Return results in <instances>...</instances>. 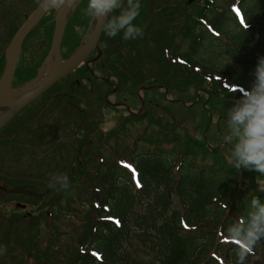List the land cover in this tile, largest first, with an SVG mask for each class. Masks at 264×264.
<instances>
[{
  "label": "rangeland",
  "instance_id": "rangeland-1",
  "mask_svg": "<svg viewBox=\"0 0 264 264\" xmlns=\"http://www.w3.org/2000/svg\"><path fill=\"white\" fill-rule=\"evenodd\" d=\"M42 2L0 0V80L6 68L9 44L27 16ZM204 2L140 0V13L134 23L142 29V36L125 40L122 32L110 38L102 31L99 48L87 62L57 81L0 129V249L6 248L0 254V264H64L75 227L88 209L83 192L85 181H79L83 185L79 187L73 175H86L89 168L93 172L96 162L102 161L99 155H103L106 163L123 158V167L135 176L130 159L161 148L173 156L172 166H175L176 146L171 140L159 139V129L150 125L149 118H143L145 114L171 120L183 137L187 134L203 148L222 152L226 156L222 161L232 165V151L237 141L234 136L231 141L225 139L231 133L227 115L225 119L220 116L237 99L220 96L210 86L211 82L209 87L190 80L188 70L176 78L162 66L163 45L169 43L168 37L178 35L173 40L177 54L192 51V38H185L180 30L187 17ZM87 3L88 0L80 1L72 23L66 25L61 46L64 59L94 30L96 21L85 14ZM119 11L111 13L109 19ZM48 28L41 27L28 43L15 76L19 69L26 74L38 68L47 51ZM198 49V58L202 56L207 63L215 59L217 64L245 77L244 69L222 46ZM99 50L106 54L97 53ZM198 65L204 71L205 63ZM21 81L15 80L13 87L20 86ZM1 109L0 115L5 112ZM145 132L149 133L147 140L155 143L146 141ZM195 159L198 168L215 164L207 150ZM174 166L176 173L179 167ZM241 171L242 184L254 188L256 180L258 189L264 186L255 170L242 168ZM60 174L69 178L67 190L49 187L51 177ZM175 206L184 211L178 200ZM137 208L142 209L140 203ZM153 257L145 255L144 262ZM244 264H264V240L258 245L256 255L246 258Z\"/></svg>",
  "mask_w": 264,
  "mask_h": 264
},
{
  "label": "trees",
  "instance_id": "trees-1",
  "mask_svg": "<svg viewBox=\"0 0 264 264\" xmlns=\"http://www.w3.org/2000/svg\"><path fill=\"white\" fill-rule=\"evenodd\" d=\"M216 1L205 0L187 17L180 30L185 38H192L191 52L177 54L173 40L178 35L168 37L169 43L163 45L165 62L162 66L164 71H172L176 78H181L188 70L190 80L207 86L211 82L210 86L220 96L239 99V88L250 89L258 58L264 56V0ZM77 11L78 7L69 24ZM55 15V11L47 13L25 39L19 63L39 29L50 28L42 61L38 68L26 74L19 69L15 80L22 81L18 84L33 78L46 58L55 28ZM209 45L222 46L244 69L245 77L228 66L217 64L215 59L210 58L211 63H207L202 56L198 58V47ZM202 63H205L204 71L196 67ZM226 113L222 112L220 118L225 119ZM145 116L150 125L159 129V139L171 140L176 146L177 174L172 169L173 156L161 148L152 152L147 150L130 159L135 176L123 167V158L106 163L102 154L99 155L102 161L96 162L93 172L89 168L86 175L74 174V182L79 187L83 186L79 181H85L83 192L88 209L79 218V226L75 227L64 264H237L241 245L229 238L227 229L245 217L253 197L264 200L256 180L254 188L242 184V169L237 170L233 164L222 161L226 158L222 152L203 148L187 134L183 137L169 119L155 114H145L143 118ZM145 134L147 142L155 143L147 140L149 133ZM155 136L150 135L151 138ZM205 150L215 164L198 168L195 158ZM257 175L264 181V176ZM78 193L80 197V190ZM175 200L184 206V211L175 208ZM138 203L142 207L140 210ZM261 241L247 259L256 255ZM136 243L138 247H135ZM145 255L154 257L144 262Z\"/></svg>",
  "mask_w": 264,
  "mask_h": 264
},
{
  "label": "clouds",
  "instance_id": "clouds-1",
  "mask_svg": "<svg viewBox=\"0 0 264 264\" xmlns=\"http://www.w3.org/2000/svg\"><path fill=\"white\" fill-rule=\"evenodd\" d=\"M78 3L79 0H43L42 9L54 8L58 14H66ZM118 9L119 14L109 19L110 14ZM140 9V0H126V3L125 0H88L85 14L97 21V28L108 37L122 32L123 39L129 40L143 35L142 29L134 23ZM254 77L250 89L239 88L240 98L227 109L231 135H226L225 139L231 141L234 136L237 141L230 161L233 167L255 170L264 176V56L258 58ZM69 185V178L64 174L52 176L49 183V187L59 186L64 190ZM259 190L264 192V186H260ZM227 232L230 239L241 245L237 264H244L247 255L264 239V200L253 197L245 217L231 224ZM5 251L6 248L0 249V254Z\"/></svg>",
  "mask_w": 264,
  "mask_h": 264
},
{
  "label": "water",
  "instance_id": "water-1",
  "mask_svg": "<svg viewBox=\"0 0 264 264\" xmlns=\"http://www.w3.org/2000/svg\"><path fill=\"white\" fill-rule=\"evenodd\" d=\"M80 1L81 0H79V3ZM76 6L66 14L57 13L51 48L40 71L35 78L17 87H13V79L24 40L41 18L54 8L43 10L41 3L31 16L27 18L24 25L12 39L7 48L6 68L0 80V108L6 109L5 112L0 115V129L20 110L42 95L47 89L57 83V81L72 73L93 51L99 48V39L103 30L97 28L98 22L96 21L91 36L81 43L78 49L72 53L69 58H63L61 50L62 39L66 25ZM43 69H46L45 76L41 73Z\"/></svg>",
  "mask_w": 264,
  "mask_h": 264
},
{
  "label": "snow or ice",
  "instance_id": "snow-or-ice-1",
  "mask_svg": "<svg viewBox=\"0 0 264 264\" xmlns=\"http://www.w3.org/2000/svg\"><path fill=\"white\" fill-rule=\"evenodd\" d=\"M237 12H239V9H237ZM126 167H131V165H125ZM133 171L135 172V169H133ZM137 185L139 186V181L137 180ZM117 223H118V221H117ZM185 227H187V225H185ZM237 243H239L238 241H237Z\"/></svg>",
  "mask_w": 264,
  "mask_h": 264
},
{
  "label": "bare ground",
  "instance_id": "bare-ground-1",
  "mask_svg": "<svg viewBox=\"0 0 264 264\" xmlns=\"http://www.w3.org/2000/svg\"><path fill=\"white\" fill-rule=\"evenodd\" d=\"M41 73L43 76H45L46 75V69H43Z\"/></svg>",
  "mask_w": 264,
  "mask_h": 264
}]
</instances>
